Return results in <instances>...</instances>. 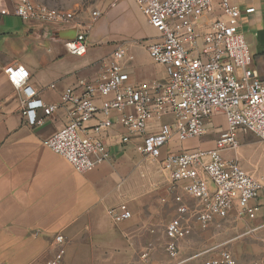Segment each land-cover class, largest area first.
<instances>
[{
    "label": "crops",
    "instance_id": "crops-1",
    "mask_svg": "<svg viewBox=\"0 0 264 264\" xmlns=\"http://www.w3.org/2000/svg\"><path fill=\"white\" fill-rule=\"evenodd\" d=\"M35 1L53 9L79 7V12L77 24L57 27L25 21L15 13L16 0H0V262L204 264L218 254L215 247H223L231 252L236 264H264V189L259 200L251 202L261 204L253 218L239 217L233 209L226 218L203 225L187 214V232L179 241V258L168 261L161 250L163 239L151 235L149 229L154 232L153 228L181 217L175 196H182L184 202L190 196L180 187L172 189L160 162H150L138 151L142 138L122 146L120 138L126 130L116 124L103 133L110 159L84 173L75 171L65 158L44 144L67 125L68 108L61 105L43 125L28 124L22 113V94L8 81L6 66H24L40 98L47 104L59 105L64 91L77 86L79 79L98 78L103 60L119 44H125L132 56L125 62L131 82L162 79L165 72L157 64L156 71L145 76L133 66L142 51L150 57L147 42L157 35L134 0H120L115 5L91 0ZM230 2L242 11L239 30L250 45L255 66L263 70L264 0ZM69 3L74 5L65 8ZM251 7L255 11L246 13ZM95 8L102 11V17L92 24L90 14ZM221 17L216 0L209 19ZM81 31L87 34V51L77 55L69 50L67 42L76 39ZM43 115L39 111V116ZM117 117L115 112L112 118L116 121ZM97 121L98 118L88 125ZM158 125L152 123V128ZM195 146L210 148L215 144H171L176 150ZM154 184L156 198L148 193ZM123 203L132 216L115 222L108 211ZM59 235L63 241L57 240Z\"/></svg>",
    "mask_w": 264,
    "mask_h": 264
},
{
    "label": "built area",
    "instance_id": "built-area-1",
    "mask_svg": "<svg viewBox=\"0 0 264 264\" xmlns=\"http://www.w3.org/2000/svg\"><path fill=\"white\" fill-rule=\"evenodd\" d=\"M91 1L115 5L120 0ZM134 1L157 33L147 49L151 59L164 68V78L131 82L125 62L132 56L125 44H119L103 60L96 80L82 78L77 86L68 87L60 105L40 98L24 66L8 65L4 72L22 94V113L31 126L45 124L61 105L67 106V125L44 144L77 172H87L110 159L103 133L116 124L126 130L120 138L122 146L142 138L138 151L146 159L160 162L172 189L180 187L198 202L191 208L182 196H175L181 217L166 225L165 249L172 259H178L179 241L187 232V214L208 225L226 218L233 209L239 217L253 218L261 208V204L251 202L261 196L264 175L252 174L242 166L238 134L252 132L264 142V69L255 66L250 45L239 30L242 11L230 0H219L222 17L215 20L209 16L216 0ZM16 2L15 13L25 21L57 27L77 24L79 7L64 10L35 0ZM254 11L253 7L245 10L248 14ZM101 17L102 11L95 8L90 22L97 23ZM67 47L77 55L85 54L86 31L68 41ZM39 111L44 115L39 116ZM115 112L116 121L112 118ZM216 113L224 116L226 127L214 147H171L173 142L185 143L206 135ZM96 118L97 123L89 126ZM152 123L159 125L154 129ZM108 212L115 222L132 216L125 203ZM63 239L57 236L58 241ZM215 248L218 254L204 264L237 263L229 250Z\"/></svg>",
    "mask_w": 264,
    "mask_h": 264
},
{
    "label": "rangeland",
    "instance_id": "rangeland-1",
    "mask_svg": "<svg viewBox=\"0 0 264 264\" xmlns=\"http://www.w3.org/2000/svg\"><path fill=\"white\" fill-rule=\"evenodd\" d=\"M87 3L88 0H83ZM74 5V3H69L68 7L65 8H71L70 6ZM152 40H149L147 44H150ZM146 48V44H145ZM134 68L138 70V72L142 73V75H149L153 74L156 69L158 68L157 64L151 59V57L148 56V54L144 53L143 51L141 54L137 57L133 64ZM226 127V122L224 119V116L221 113H216L213 117L212 120L209 122L208 125V132L206 135L202 136L201 138L194 139V140H189L186 141L185 144H189L190 142L193 141H200V142H214L216 144V141L220 138L224 128ZM238 139L240 142V148H239V153H240V160L242 162L243 167L250 173L256 174V175H264V142L254 133L252 132H240L238 134ZM150 162H153L151 160H148ZM160 170V169H159ZM153 189H149V195H153V198H156V186L155 184L152 185ZM152 188V187H151ZM187 204H191V206H195L196 200L190 197L188 201H185ZM166 224L162 227H156L153 228L152 230H155L152 232L149 229V233L151 235H155L156 237H161L164 241V244L161 248V250L164 251V257L166 255V260L171 261V257L165 250V242H166V236H165V228ZM199 228L195 230V234H197V231ZM193 232V229L190 230ZM199 233V232H198ZM234 235H237L234 234ZM186 237V236H185ZM220 250H227L226 248H219Z\"/></svg>",
    "mask_w": 264,
    "mask_h": 264
}]
</instances>
